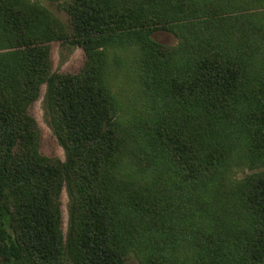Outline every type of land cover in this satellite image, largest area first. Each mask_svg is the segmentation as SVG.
I'll return each instance as SVG.
<instances>
[{
    "label": "trees",
    "instance_id": "trees-1",
    "mask_svg": "<svg viewBox=\"0 0 264 264\" xmlns=\"http://www.w3.org/2000/svg\"><path fill=\"white\" fill-rule=\"evenodd\" d=\"M213 2L64 0L68 35L45 8L0 0L1 264H130L143 250L151 264H264V170L220 181L235 159L264 161V10ZM159 29L179 44L155 42ZM66 35L87 55L77 73L53 70L49 43ZM120 52L153 102L132 119L111 85ZM43 84L65 161L40 151L29 107Z\"/></svg>",
    "mask_w": 264,
    "mask_h": 264
},
{
    "label": "rangeland",
    "instance_id": "rangeland-1",
    "mask_svg": "<svg viewBox=\"0 0 264 264\" xmlns=\"http://www.w3.org/2000/svg\"><path fill=\"white\" fill-rule=\"evenodd\" d=\"M212 1H215L213 2V5L215 6L221 0ZM29 2L48 10L66 27L67 34L70 35L68 30V15L64 9V0H29ZM233 6V9H228V12H262L264 10V0H234ZM151 38L155 42L162 44L164 47H175L180 42L174 33L163 29L153 32ZM49 44L54 71L77 73L84 67L87 55L84 49L74 41L73 37L66 35L61 39L50 41ZM120 56L122 57L121 64L118 60L112 61L111 85L124 104V115L126 118L129 116L132 119L133 115H129V113L133 112L135 114L143 115L145 110H147V105L152 106L151 104L153 102L151 97L145 92V86L140 77V69L137 60L133 57H128V53L125 52H120ZM46 92L47 85L43 84L38 99L32 102L29 107L31 114L37 119L41 128L40 151L48 157H55L65 161L66 151L59 143L52 124L50 123V115L46 108ZM153 110L154 106L153 108H149L147 112L150 111L152 113ZM141 117H143V120H147L144 116ZM136 124L140 125L141 123L136 119ZM144 157L145 154H143V158ZM142 160L143 162L147 161L146 159ZM240 162L241 161L238 159H235L232 165L221 171L220 181L229 186L235 181L243 182L248 175L264 170V161L259 160L257 164H253L252 161ZM61 205L63 230L66 242L69 244L72 197L67 188H64L62 192ZM184 209L186 210V206ZM176 231L178 233L186 232L185 227L175 228L173 232L176 234ZM180 250L181 252H184L185 248L180 247ZM144 252V250L141 251V255L137 256L136 253L132 251L129 259L130 264H151L150 260L144 256ZM186 258L187 257H185V259ZM65 264L75 263L69 256Z\"/></svg>",
    "mask_w": 264,
    "mask_h": 264
}]
</instances>
